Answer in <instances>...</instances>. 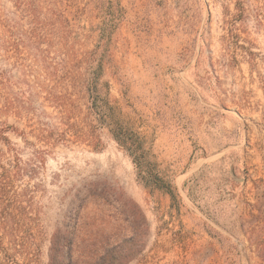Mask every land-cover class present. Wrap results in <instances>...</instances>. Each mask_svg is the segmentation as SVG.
Masks as SVG:
<instances>
[{
	"label": "rangeland",
	"instance_id": "1",
	"mask_svg": "<svg viewBox=\"0 0 264 264\" xmlns=\"http://www.w3.org/2000/svg\"><path fill=\"white\" fill-rule=\"evenodd\" d=\"M91 58L172 208L106 128L98 146L61 138L48 91L82 126L71 85ZM0 127V164L21 166L9 197L28 212L20 264H48L62 237L71 264H100L111 245L112 264H264V0H0Z\"/></svg>",
	"mask_w": 264,
	"mask_h": 264
},
{
	"label": "trees",
	"instance_id": "2",
	"mask_svg": "<svg viewBox=\"0 0 264 264\" xmlns=\"http://www.w3.org/2000/svg\"><path fill=\"white\" fill-rule=\"evenodd\" d=\"M238 6L240 13H242L243 8L240 5ZM229 33L232 34L231 28ZM247 52L249 55H253L252 51L249 50ZM251 60L252 58L250 62H252ZM47 73L52 77L56 75V72L52 71L51 67H47ZM102 74V64L97 62L96 59L91 58L85 67L84 74L79 77L80 79L73 81L71 85L72 92L82 95L83 99L86 100V103H84L86 105V113L81 121L85 127L90 128L91 137L82 131L84 127L79 124V115H77L80 109L74 100L70 97L63 100L57 93L48 91V96L56 103L57 108L61 112L60 122L63 125L62 129H64L60 135L61 138L66 134H70L76 140L88 141L94 143V146H98L100 141L97 139L96 130L98 127L106 128L112 138L130 156L131 161L137 168L139 182L151 193L155 190H160L169 194L171 198L170 207L172 208L176 198L171 182L161 175L155 163L148 156L145 143L139 133L131 128L119 108L109 100L108 83L102 80ZM42 87L49 88L43 81L41 82ZM67 92L72 94L69 91ZM5 130L4 127H0V141H7V138L4 136ZM20 171L21 166L18 162L9 163V167L0 164V223H3L5 220L11 222L10 234L14 241L13 253L5 258L4 264H20L16 259V256H18L16 253L19 255L24 254V249H26L24 245L25 239L23 236L20 237L19 233L23 231L21 222L27 218L28 212L26 206L17 201L16 197H12L14 194L9 197L11 188L9 180L10 172L18 175ZM1 240L2 237L0 236V250L5 252L1 245ZM61 240L62 243L58 244L59 248L55 246L56 241L51 246L48 264H65V261H67V264L72 263L71 253L69 254V251L65 250L69 242H66L67 239L63 237ZM113 249L114 245H111V249L108 251L109 254L106 253L98 257L100 258V264H112L118 260Z\"/></svg>",
	"mask_w": 264,
	"mask_h": 264
}]
</instances>
